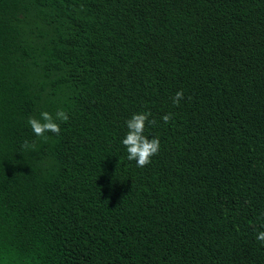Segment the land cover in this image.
Returning a JSON list of instances; mask_svg holds the SVG:
<instances>
[{"label": "trees", "instance_id": "trees-1", "mask_svg": "<svg viewBox=\"0 0 264 264\" xmlns=\"http://www.w3.org/2000/svg\"><path fill=\"white\" fill-rule=\"evenodd\" d=\"M262 214L264 0H0V264H264Z\"/></svg>", "mask_w": 264, "mask_h": 264}, {"label": "clouds", "instance_id": "clouds-1", "mask_svg": "<svg viewBox=\"0 0 264 264\" xmlns=\"http://www.w3.org/2000/svg\"><path fill=\"white\" fill-rule=\"evenodd\" d=\"M183 99V91H177L172 99L173 105L179 106ZM150 116L151 112L135 113L125 122L128 131L121 142L127 150V159L129 161H135L138 168L147 166L151 162V158L158 154L160 150V141L158 137L149 139L143 134L146 122L149 125L156 123L154 119H149ZM171 118L172 114H165L161 119L167 124ZM68 119V114L63 109H59L55 113V119L52 114L43 111L40 113L39 119L29 117L27 123L30 125L35 136L46 141L49 138L46 133L50 132L56 136L60 135V125L56 120L66 122ZM22 147L25 149H34L35 144H30L28 141H25ZM262 216H264V214H262ZM262 227H264V224H262ZM255 238L257 241L261 242V244H264V231H258Z\"/></svg>", "mask_w": 264, "mask_h": 264}]
</instances>
